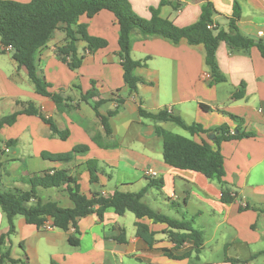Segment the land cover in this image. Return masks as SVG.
I'll list each match as a JSON object with an SVG mask.
<instances>
[{
    "label": "crops",
    "instance_id": "0c3cea01",
    "mask_svg": "<svg viewBox=\"0 0 264 264\" xmlns=\"http://www.w3.org/2000/svg\"><path fill=\"white\" fill-rule=\"evenodd\" d=\"M10 1L27 4L31 0ZM127 1L141 18L149 19L150 9H157L162 19L179 28L198 20L205 2L177 0L180 8L175 10L171 5L161 6V0ZM210 1L217 12L214 22L218 27L227 28L226 19L237 2L241 8L240 33L264 42V0ZM78 24L86 26L89 36L105 40L107 46L89 54L86 43L78 42L82 63L72 71L57 53L65 40L64 32L59 30L36 57L51 94L79 100L93 89L97 91L90 104L80 102L68 111L57 110L49 97L36 94L25 69L11 54L1 52L0 43V120L22 111L24 104L33 103L59 131L68 132L67 139L61 140L39 116L25 114L0 129V188L28 191L29 178L64 170L77 180L80 192L86 196L94 192L104 196L115 191L138 193L149 183L145 172L153 170L158 174L154 181H161V187L150 188L142 201L169 219L186 223L189 230L137 219L129 212L119 216L113 210H107L102 219L95 213L78 219V233L71 227L67 231L44 230L18 216L14 219L15 232L5 245L11 258L27 264H231L229 260L236 264H264V58L258 49L232 54L220 43L216 61L225 80L214 84L204 64L202 45L192 47L182 42L174 46L161 39L140 40L134 36L131 59L139 66L133 73L142 83L132 91L123 82L118 57L119 27L114 15L103 10L90 19L80 17ZM241 86L243 97L233 100ZM99 100L103 103L97 113L108 118L109 134L91 106ZM115 103L119 106L115 107ZM140 108L153 114L169 110L187 125L201 126L207 133L191 135L173 123L159 124L167 132L212 146L217 135L213 131L218 127L227 125L233 131L238 126L226 113L243 120L241 129L254 136L220 145L224 181L233 201L223 202L218 184L202 174L166 165L162 160V138L156 134L154 123L139 116ZM210 135L214 137L210 139ZM76 146H84L87 151L69 162L41 158L42 153L63 154ZM88 162L96 163L98 169L93 186ZM20 167L22 174L13 175ZM46 191L50 194L42 203L73 206L65 187ZM137 224L152 234L150 245L136 235ZM8 229L0 209V236ZM190 231L199 232L203 238L197 255L190 240L177 247L169 234L181 236ZM70 237L78 239V246L70 245ZM212 257L219 261H207Z\"/></svg>",
    "mask_w": 264,
    "mask_h": 264
},
{
    "label": "trees",
    "instance_id": "16d2710c",
    "mask_svg": "<svg viewBox=\"0 0 264 264\" xmlns=\"http://www.w3.org/2000/svg\"><path fill=\"white\" fill-rule=\"evenodd\" d=\"M160 5H171L175 10L180 8L177 0H161ZM112 13L119 27L118 35V57L123 71V82L134 91L142 80L134 75V69L139 66L138 62L131 59V49L134 36L140 40L161 39L176 46L182 42L188 46L202 45L204 47V64L208 69V74L212 83H221L225 80L220 73L216 61V50L220 43H224L230 53L236 54L245 49L256 47L264 58V42L252 40L240 33L238 22L241 19V8L237 2L233 4L232 15L226 19L227 28H220L214 22L217 15L210 0H205L201 6L199 19L186 27L179 28L168 19H162L157 9H150L151 17L144 19L133 12L127 0H31L27 4H21L10 0H0V43L1 52L11 54V58L23 67L26 71L28 81L36 94L49 97L59 111H68L75 108L80 102L89 103L93 97L97 96V91H92L82 95L79 100L61 98L51 94L41 69L37 65V54L53 38L56 31L62 30L65 34L64 44L57 48V53L62 61L66 63L72 71L77 70L82 63V57L77 53V44L82 41L87 45L89 54H93L99 49L107 46L103 39L89 36L86 26L78 24L80 17L85 16L90 19L100 11ZM8 47L12 48L7 52ZM244 94L243 86L233 96V100L241 99ZM103 102L99 100L91 104L100 119L106 134L110 133L108 118L97 113L98 106ZM119 104V103H118ZM204 110H210L202 106ZM115 113L108 114L111 116ZM20 114L39 116L47 123L51 130L61 139L66 140L67 131H59L54 123L45 118L33 103L24 104V109L11 116L0 120V129L4 126L12 125L16 117ZM226 115L230 120L236 122L238 126L231 131L227 125L218 127L215 131L217 135L213 139L214 146L201 142L197 143L181 135L173 134L163 130L160 123H173L191 135L207 133L199 125H187L179 117L173 116L162 110L156 114L139 109V116L155 124L156 134L162 138L163 162L173 169L183 171H193L202 174L206 179L218 184L222 191V201H233L232 195L226 189L224 181V158L220 152L222 142L240 140L253 137L252 132H245L241 129L243 120L231 114ZM97 142L96 138H93ZM9 145V143H8ZM87 151L84 146H76L70 152L63 154H41L43 160L50 162H69L79 154ZM96 163L88 162L89 182L93 186L97 183L96 173L98 169ZM2 166L0 165V176ZM30 189L21 191L10 189L0 191V209L4 213L9 229L8 232L0 236V264H27L21 260L11 258L10 249L6 248L10 236L15 232L14 219L22 217L29 225L41 228L43 223L50 219L56 229L67 231L70 227L77 232V220L95 213L99 219L107 210L119 216L125 213H132L137 219L146 218L154 223H164L171 229L189 230L186 223L176 222L168 217L154 211L146 205L142 198L150 188H160L161 181L150 179L146 188L138 193L115 191L110 196L101 195L99 192L86 196L80 192L77 180L68 174L67 171L59 170L52 173L44 172L40 176H33L28 179ZM65 187L70 201L71 208H62L54 202L42 203L38 198V189H60ZM34 204H31L32 201ZM172 242L179 247L186 240L193 243V251L197 255L201 251L203 244L202 235L196 231L178 236L169 233ZM136 235L144 239L148 245L152 242V234L140 225H136ZM72 246H78V239L69 238ZM231 264L236 261L229 260ZM51 264H55L52 262Z\"/></svg>",
    "mask_w": 264,
    "mask_h": 264
},
{
    "label": "built area",
    "instance_id": "2783aa9c",
    "mask_svg": "<svg viewBox=\"0 0 264 264\" xmlns=\"http://www.w3.org/2000/svg\"><path fill=\"white\" fill-rule=\"evenodd\" d=\"M6 51L7 52H11L12 51V48L11 47H8L6 49ZM118 106H119V104L115 103V107H118ZM167 112L170 113L169 110H167ZM157 175H158L157 172H155L153 170H147L145 172V177L147 179H155L157 177ZM41 228L44 229V230H52V229H54V226L52 225V221L50 219H48L47 221H45L43 223V225L41 226Z\"/></svg>",
    "mask_w": 264,
    "mask_h": 264
},
{
    "label": "rangeland",
    "instance_id": "374dc122",
    "mask_svg": "<svg viewBox=\"0 0 264 264\" xmlns=\"http://www.w3.org/2000/svg\"><path fill=\"white\" fill-rule=\"evenodd\" d=\"M22 171H23V168L20 167L19 170H17V171H13V175H14V174H16V175H20V174H22ZM7 187H11V186L8 185ZM0 191H5V190H3V188H0ZM7 191H8V190H7ZM37 191H38V192H37V195H38V197L40 198L41 201L46 200V198H47V194H50V193H49L50 191H46V190H44V189H40V190L38 189ZM33 203H35V202H32V204H33ZM130 214H131V213H130ZM201 261H204V259H201ZM207 261H210V262H216V261H219V260H218L217 257H212V258H208ZM132 264H139V263L132 262Z\"/></svg>",
    "mask_w": 264,
    "mask_h": 264
},
{
    "label": "water",
    "instance_id": "95a60500",
    "mask_svg": "<svg viewBox=\"0 0 264 264\" xmlns=\"http://www.w3.org/2000/svg\"><path fill=\"white\" fill-rule=\"evenodd\" d=\"M214 137V135H210V139H212Z\"/></svg>",
    "mask_w": 264,
    "mask_h": 264
}]
</instances>
